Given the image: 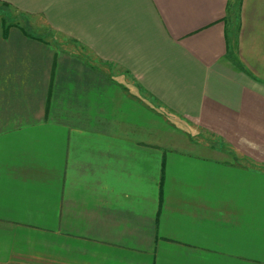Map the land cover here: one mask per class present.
<instances>
[{
    "label": "crops",
    "instance_id": "0c3cea01",
    "mask_svg": "<svg viewBox=\"0 0 264 264\" xmlns=\"http://www.w3.org/2000/svg\"><path fill=\"white\" fill-rule=\"evenodd\" d=\"M0 264H264V0H0Z\"/></svg>",
    "mask_w": 264,
    "mask_h": 264
}]
</instances>
